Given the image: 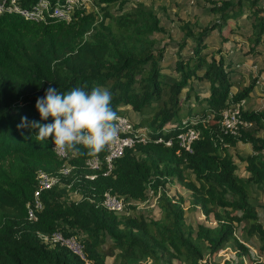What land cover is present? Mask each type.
<instances>
[{
    "label": "trees",
    "instance_id": "16d2710c",
    "mask_svg": "<svg viewBox=\"0 0 264 264\" xmlns=\"http://www.w3.org/2000/svg\"><path fill=\"white\" fill-rule=\"evenodd\" d=\"M33 1L22 0L24 5ZM260 1L210 0L205 9L215 15L213 21L182 20L175 75L161 69L164 44L157 46L154 36L164 29L154 8L143 0H94L100 17L76 10L69 21L0 14V264H106L105 254L113 255L116 264H201V259L204 264H217L213 261L226 246L234 250L235 260L218 264H243V257L264 264L250 255L247 242L235 233L239 226L243 237L253 236L258 251L264 252V225L252 199L253 190L264 188V98L257 107H239L248 124L236 134L223 132L221 123L223 109L248 99L258 74L264 72V57L254 71L250 64L244 69L240 64L232 66L220 53L226 34L234 31L227 21L237 22L241 14L246 18L247 32L241 35L247 44L240 43L236 53L243 58L264 52ZM111 5L119 11L112 13ZM213 29L221 40L215 49L207 45ZM193 81L205 85L207 92L199 95ZM97 86L111 92L116 112L120 113L117 104L137 113L150 111L137 123L149 127L151 137L125 149L109 173L97 171L93 178L84 177L89 172L84 164L90 156L87 150L81 147L80 154L72 153L68 162L73 168L60 184L41 192L42 207L34 220H28L25 202L35 188L36 171L53 174L62 160L50 148L52 136L38 142V129L17 128L21 117L52 123L51 117L41 120L35 106L46 89L67 93L80 87L90 92ZM191 96L195 108L186 105L181 115L182 101ZM187 127L198 130L190 150L177 140V133ZM157 135L169 138L170 144L157 141ZM237 142L248 143L252 150L237 154L244 161L245 175L236 171L228 149ZM174 180L189 191L188 197L175 198L161 189L155 219L140 212L118 214L99 203L104 190L142 199L147 186L155 190ZM73 190H78V197ZM184 202L189 208L197 206L213 224L187 221ZM54 230L81 234L84 258L38 236Z\"/></svg>",
    "mask_w": 264,
    "mask_h": 264
},
{
    "label": "built area",
    "instance_id": "2783aa9c",
    "mask_svg": "<svg viewBox=\"0 0 264 264\" xmlns=\"http://www.w3.org/2000/svg\"><path fill=\"white\" fill-rule=\"evenodd\" d=\"M78 10L79 14L86 12H93L96 16L100 17L99 10L94 0H34L33 2L24 5L22 0H0V14L3 13H17L23 18L32 20H46L49 18L62 19L69 21L73 18L75 11ZM242 100L234 106H228L223 109L221 114V123L223 125V132L236 134L240 127H244L248 122L240 117L239 107L242 105ZM118 116L117 125L119 134L116 142L107 148L102 157L98 155L86 157L84 164L89 169L84 177L93 178L96 176L97 171L105 175L109 173L113 167L114 161L123 154L125 149L132 147L136 143L145 142L151 137L153 132L149 127L132 122L126 115L116 112ZM195 122V121H193ZM167 126H162L161 130L165 131ZM198 136V130L194 127H187L177 133V140L180 146L186 150H190V144L193 139ZM157 141H162L165 145L170 144V139H164L161 135L155 137ZM50 148L55 155L62 160L57 171L49 174L44 170L38 169L35 174V188L32 190L31 198L25 202L26 217L28 220L36 218V212L42 207V200L40 199L41 192L49 189L62 181V176H65L73 168V164L68 162L72 152L58 153L53 150L55 148L53 140L50 142ZM69 187V185H68ZM149 195L157 202L160 194V189L153 190L149 186ZM160 187V186H158ZM163 190V189H162ZM165 191V190H164ZM154 192V194H153ZM155 192L157 194H155ZM74 197L79 196L78 190H73ZM157 195V200L156 196ZM91 200V198H88ZM128 200V201H127ZM137 202L140 208L153 206L148 200V195L142 199L124 198L121 195H116L108 190H104L101 194L99 203L106 210L113 211L118 214H131V211L137 207L128 206ZM156 207V206H155ZM38 236L45 242L51 244H58L65 246L74 254L84 258L83 244L80 237L81 234H68L65 235L60 230H54L50 233H38Z\"/></svg>",
    "mask_w": 264,
    "mask_h": 264
},
{
    "label": "rangeland",
    "instance_id": "374dc122",
    "mask_svg": "<svg viewBox=\"0 0 264 264\" xmlns=\"http://www.w3.org/2000/svg\"><path fill=\"white\" fill-rule=\"evenodd\" d=\"M145 3L147 5L150 4L154 8L158 17L160 18L161 25L163 26L164 29V31L157 32L154 36L158 41L156 42L157 46L164 44L161 69L165 73L175 75V73L172 70H173L174 59L176 57L175 54L176 42L179 39L178 35L180 34L179 25L182 20H186V19L191 21H196L197 18H199V20L205 23H210L211 21H213V19H215V15H213L211 12L205 9V7L210 4V0H146ZM260 3L263 5L264 0H261ZM129 4L130 3H127L126 6H128ZM110 11L112 13H117L119 9L117 8V5H111ZM237 22L240 23V25H237ZM237 22H235L233 18L227 21V25L229 27L231 26V28L233 27L234 31L240 30L239 33H236L234 31L227 33L226 35L228 38L232 37V39L234 40L239 39V37L244 38V35H241L243 32L244 33L247 32V28L244 25V23L246 22V18L244 17V15L241 14L240 16H238ZM196 28L197 25L194 22L193 30H196ZM215 31L216 30H212L213 34L211 38L209 37V40L207 42V45L209 46L220 45V41H221L220 36ZM231 33L233 35H231ZM212 49H215V47H213ZM209 51L210 50L208 48L204 50L206 54L205 56L206 58H209V53H210ZM227 55H229L231 58H234L233 56L230 55V51L227 52ZM252 61L255 63L252 65L253 69H256L258 66H262L263 64V62L261 61V56H257ZM246 81L247 79H245V82ZM192 83L194 89L198 91L199 95H202L206 91L205 85L201 83H197L196 81H193ZM259 83L261 84L260 86H262V88L257 87L258 93L264 94V82L263 83L259 82ZM256 84L258 85V83ZM238 85L239 84L237 83V87ZM233 87H235L234 84ZM258 93L254 94L253 96L251 95L250 99L243 101L241 107L243 108L247 106L256 107L259 101H261L262 99L261 95ZM180 95H181L180 97L182 98L183 93H181ZM186 101L185 100L182 101V106H181L182 108L180 110L181 115H183L184 113L183 111L184 109H186V105L187 106L191 105L193 109L195 108L196 102L192 96L188 99L187 102ZM115 107L119 109L120 113L126 115L132 122H138L140 120L142 121L145 119V116L150 114V111L137 113V111L131 109L130 107H126L123 104H117L115 105ZM168 124L169 123L166 122L164 125L167 126ZM228 149L237 164L236 171L240 174H246V172L242 170V165L244 164V161L237 159V154L245 155L246 153L251 152L252 150L250 148V145L248 143L239 142L238 144H235V147L228 146ZM157 188L160 189L159 191H161V189L165 190L166 194L174 195L175 198H176L175 195H182L183 197L186 198L188 197V193H189V191L182 184H180V182L175 180L172 183H165L161 185V187H157ZM149 192H150L149 188L146 187L144 197L148 195V200L153 204V206L150 207V205H147V207L143 206V208H140L137 202H135L134 204H128V206H133V208L137 207L135 209H132L131 211L137 210L140 211V213H142L146 218L155 219L159 217V208L157 206V202L155 203L154 199H152L151 196L149 195ZM155 194L157 193L155 192ZM155 197L157 200V195ZM252 199L256 201V203H258V205H256V209L258 211L259 220L264 225V188L261 191L258 189L253 190ZM182 206L185 209L184 210L185 219L191 222L193 225H195L197 221H204L207 224H213V221L211 219L208 220L204 219L203 215L201 214L197 206L195 208H189L187 202L182 203ZM235 233L236 235H238L239 238L244 239L245 242H247L246 244L249 246L251 253L250 255L256 256L264 260V252L260 250L258 251L257 247L259 245V242L253 236H251L250 238H244L239 226L236 228ZM234 258H235L234 250L226 246L221 250H219V252L217 253V257H215V260L213 262L218 264L222 262L224 259L234 261ZM115 261L116 260H113V262ZM200 261L201 264H204L202 263L203 259H201ZM113 262L112 264H116ZM243 264H252V263L250 262L248 257H243Z\"/></svg>",
    "mask_w": 264,
    "mask_h": 264
},
{
    "label": "clouds",
    "instance_id": "9594fccd",
    "mask_svg": "<svg viewBox=\"0 0 264 264\" xmlns=\"http://www.w3.org/2000/svg\"><path fill=\"white\" fill-rule=\"evenodd\" d=\"M111 102V92L99 86L90 92L76 87L67 93L49 87L44 96L37 98L35 106L41 120L51 117L53 122L42 124L21 117L17 128L38 129L35 135L38 142H45L52 136L53 150L58 153L80 154L83 147L88 155L95 156L118 138V116Z\"/></svg>",
    "mask_w": 264,
    "mask_h": 264
},
{
    "label": "crops",
    "instance_id": "0c3cea01",
    "mask_svg": "<svg viewBox=\"0 0 264 264\" xmlns=\"http://www.w3.org/2000/svg\"><path fill=\"white\" fill-rule=\"evenodd\" d=\"M144 2H146V0H143ZM242 15H244V14H242ZM244 17H245V15H244ZM231 27V26H230ZM235 27V26H234ZM233 28V27H232ZM214 30V29H213ZM212 32V31H211ZM216 32V31H215ZM234 32H236V33H239V31L237 30V31H234ZM217 33V32H216ZM213 34V33H212ZM212 34H211V36H212ZM231 35H233L232 33H231ZM240 35V34H239ZM211 36H210V38H211ZM227 36V35H226ZM228 38V37H227ZM231 38V39H230ZM240 43H242V45L243 46H246V44H247V41L244 39V38H240L239 37V39H237V40H234V39H232V37H229L228 38V40L226 41V42H224V43H222L221 44V50H220V53H221V55H222V57H223V59L226 61V59L227 60H230V62H231V64H232V66H237V64H240L242 67H243V69L246 67V66H249V64L250 65H253V64H255L252 60L254 59V58H256L257 56H261V61H262V57H264V52H262V54H258V55H249V54H246V55H244L243 56V58H241L240 57V55L239 54H237L236 53V51L238 50V45L240 44ZM211 48H213V47H220V45H218V46H210ZM245 48H247V47H245ZM228 51H230V55L231 56H233L234 58H231L229 55H227V52ZM252 59V60H251ZM256 61V60H255ZM263 65V64H262ZM260 66H258L257 67V69L259 68ZM253 68V67H252ZM256 69V70H257ZM255 70V69H254ZM255 70V71H256ZM243 78V79H242ZM245 79H246V75H245V73H242L241 74V76H240V80H242L243 82L242 83H244L245 82ZM259 82H261V83H263L264 82V72H260L259 74H258V76H257V79H256V82H255V84H254V86H253V89H252V91H251V93H250V95H249V98L248 99H250L251 98V95L253 96L254 94H257L258 93V89H257V87H259V88H262V86H260L261 84L259 83ZM256 83H258V85L256 84ZM239 84V83H238ZM233 86V85H232ZM237 86V85H236ZM236 86L235 87H233V89H235L236 88ZM257 92V93H256ZM258 94H260L261 95V101L263 100V98H264V94L263 93H258ZM247 100V98H245L244 99V101H246ZM261 101H259V103L261 102ZM259 103L257 104V106L259 105ZM256 106V107H257ZM248 107H251V106H248ZM239 142H237L236 144H238ZM244 165V164H243ZM242 165V166H243ZM245 172V171H244ZM240 174V173H239ZM240 175H245V174H240ZM108 242V241H107ZM114 258V256L113 255H111V254H106V255H104V261H105V263L106 264H112V262H113V259ZM234 260H235V258H234ZM113 263H117V260L115 261V262H113Z\"/></svg>",
    "mask_w": 264,
    "mask_h": 264
}]
</instances>
